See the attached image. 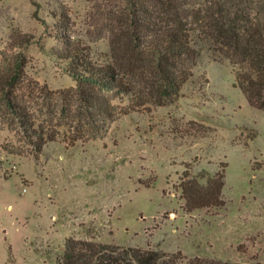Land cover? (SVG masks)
Segmentation results:
<instances>
[{
	"label": "rangeland",
	"instance_id": "rangeland-1",
	"mask_svg": "<svg viewBox=\"0 0 264 264\" xmlns=\"http://www.w3.org/2000/svg\"><path fill=\"white\" fill-rule=\"evenodd\" d=\"M194 1L226 22L264 20V0ZM128 13L126 0H0V64L19 50L9 47L14 33L35 37L24 51L25 82L12 90L0 81V264H58L70 238L264 264V110L248 103L212 41L199 42L178 101L155 105L132 91L116 95L113 118L79 113L77 82L53 49L62 34L133 78ZM222 170L225 205L188 212L184 174L206 185Z\"/></svg>",
	"mask_w": 264,
	"mask_h": 264
},
{
	"label": "trees",
	"instance_id": "trees-1",
	"mask_svg": "<svg viewBox=\"0 0 264 264\" xmlns=\"http://www.w3.org/2000/svg\"><path fill=\"white\" fill-rule=\"evenodd\" d=\"M126 2L129 12L128 38L134 49L132 54L139 62L138 66L127 68L126 74L133 78L121 75L117 63L95 62L62 34L63 46L53 49V56L77 82L79 113L95 119L113 118L117 112L112 103L116 95L132 91L144 96L146 94L149 99L147 102L155 105L165 106L178 101L184 86L193 77V68L200 55L199 42L205 39L212 41L219 55L235 66L236 86L248 103L264 110L263 19L226 22L214 6L197 7L194 0ZM35 15L38 17V12ZM41 22L48 30L47 22ZM57 29L61 31L62 27ZM34 40V35L22 32L11 36L9 47L19 50L15 56L3 53L0 81L6 87L14 90L25 82L27 58L24 51ZM113 50L115 59L119 61L118 54L121 52L116 44ZM143 102L131 104L125 113L140 107ZM8 107L23 128L33 130L20 104L9 100ZM226 178V172L222 170L208 178L205 185L199 177L186 172L181 182L185 209L191 212L225 205L222 196ZM185 259L181 252L167 253L70 238L58 264H249L200 257Z\"/></svg>",
	"mask_w": 264,
	"mask_h": 264
}]
</instances>
